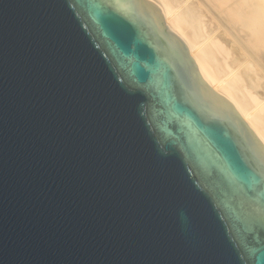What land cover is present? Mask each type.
Returning <instances> with one entry per match:
<instances>
[{"label": "water", "instance_id": "95a60500", "mask_svg": "<svg viewBox=\"0 0 264 264\" xmlns=\"http://www.w3.org/2000/svg\"><path fill=\"white\" fill-rule=\"evenodd\" d=\"M149 0H0V264H264V148Z\"/></svg>", "mask_w": 264, "mask_h": 264}, {"label": "bare ground", "instance_id": "6f19581e", "mask_svg": "<svg viewBox=\"0 0 264 264\" xmlns=\"http://www.w3.org/2000/svg\"><path fill=\"white\" fill-rule=\"evenodd\" d=\"M264 148V0H149Z\"/></svg>", "mask_w": 264, "mask_h": 264}]
</instances>
